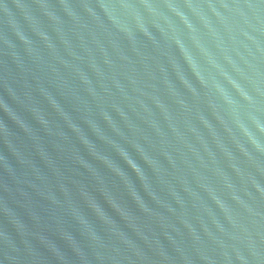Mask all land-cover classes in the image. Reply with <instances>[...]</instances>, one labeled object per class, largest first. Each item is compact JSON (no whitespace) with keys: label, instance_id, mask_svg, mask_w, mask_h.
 I'll use <instances>...</instances> for the list:
<instances>
[{"label":"water","instance_id":"water-1","mask_svg":"<svg viewBox=\"0 0 264 264\" xmlns=\"http://www.w3.org/2000/svg\"><path fill=\"white\" fill-rule=\"evenodd\" d=\"M0 264H264V0H0Z\"/></svg>","mask_w":264,"mask_h":264}]
</instances>
